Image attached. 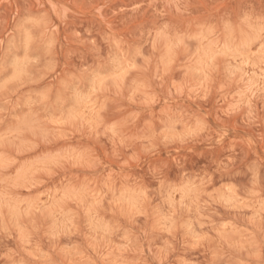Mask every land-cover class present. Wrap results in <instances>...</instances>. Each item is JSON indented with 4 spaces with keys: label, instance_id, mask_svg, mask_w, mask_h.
Masks as SVG:
<instances>
[{
    "label": "rangeland",
    "instance_id": "1",
    "mask_svg": "<svg viewBox=\"0 0 264 264\" xmlns=\"http://www.w3.org/2000/svg\"><path fill=\"white\" fill-rule=\"evenodd\" d=\"M0 264H264V0H0Z\"/></svg>",
    "mask_w": 264,
    "mask_h": 264
}]
</instances>
